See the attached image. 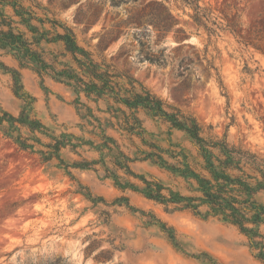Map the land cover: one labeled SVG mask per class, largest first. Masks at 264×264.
I'll list each match as a JSON object with an SVG mask.
<instances>
[{"label":"rangeland","instance_id":"obj_1","mask_svg":"<svg viewBox=\"0 0 264 264\" xmlns=\"http://www.w3.org/2000/svg\"><path fill=\"white\" fill-rule=\"evenodd\" d=\"M149 1L0 0V11L7 24H2L0 17V30L11 27L15 33H21L44 61L40 65L25 51L0 46V106L14 115L24 108V101L14 93L11 73L4 68L7 66L17 70L24 89L35 98L36 116L56 133L67 131L86 139L96 138L89 132L91 125L81 129L80 124L85 123L81 116L86 109L78 104L79 97L96 116L116 122L107 110L105 98L94 101L83 93L78 97L72 81L67 79L66 75L72 72L81 75L72 52L59 37L68 27L74 30L78 43L92 52L95 61L110 64L136 79L137 91L140 86L148 88L204 126L212 125V134L222 137L227 133L232 143L264 156V54L229 30L218 29L211 37L204 28L197 30L190 17L191 9L184 10L178 0H166L185 28L187 40L177 48L178 42L170 34L155 45L156 49L165 48L167 63L144 60L140 56L144 48L141 40L145 47H153L154 31L150 26L142 29L119 25L127 18V10H136ZM200 4L218 6L224 14L238 11L245 37L253 40L258 31L264 35V0H200ZM119 30L122 33L115 40L103 50L98 49L103 35ZM185 57L194 60L191 73L179 75L180 61ZM212 58L224 90L214 69L211 77L204 72L206 59ZM62 70L65 76L57 75ZM84 78L89 80L86 75ZM120 81L131 87L127 79ZM138 116L150 141L166 148L170 139L195 152L186 132L171 129L168 134V124L144 109ZM107 133L125 144L124 150L132 157H140L125 136L112 128ZM134 142L147 148L137 137ZM164 156L168 158V154ZM62 157L71 164L82 158H98L99 153L82 145L75 150L65 148ZM130 165L138 175L147 179L153 176L183 194H191L182 178L150 160L136 159ZM96 167L99 171L71 170L107 204H93L76 192L77 183L63 168L38 163L35 156L18 151L0 134V264H213L204 259L203 253L217 264H264L256 256L260 249L250 246L248 236L238 226L217 217H205V206L200 208L201 215L189 210H166L139 192L119 189L112 177H105L101 164ZM118 173L137 185L143 184L127 176L124 170ZM120 196H127L137 211L112 204ZM256 198L264 206V192ZM153 216L174 229L179 248ZM259 228L264 235V224Z\"/></svg>","mask_w":264,"mask_h":264},{"label":"trees","instance_id":"obj_2","mask_svg":"<svg viewBox=\"0 0 264 264\" xmlns=\"http://www.w3.org/2000/svg\"><path fill=\"white\" fill-rule=\"evenodd\" d=\"M178 2L184 10L186 8L192 10L190 17L197 30L204 28L210 37L216 35L218 29L229 30L246 45H252L264 54V35L258 31L253 40L245 37L241 14L238 11L233 15L224 14L218 6L211 4L202 6L200 0H178ZM0 17L1 23L7 25L1 11ZM132 25L142 29L150 26L154 31L156 37L154 46L145 47L146 43L141 40L144 48L140 56L159 65L167 63L168 58L165 48L156 49L155 45L172 34L178 42V48L185 44L184 40L188 37L185 28L180 25L179 17L169 8L166 0H150L136 10H127V18L121 21L119 26ZM121 33L122 30H119L103 35L97 45L98 49L103 50L106 44L115 40ZM59 37L63 40L66 49L72 52V57L81 71V75L74 72L66 75L67 79L72 81L78 97L83 93L86 98L94 101L105 98L108 101L107 110L116 122L112 123L109 119L102 120L96 116L93 109L84 104L79 97L78 104L86 109L81 116L85 121L80 124L81 129H85L86 124L91 125L89 132L96 138L86 139L67 131L56 133L36 116L33 107L35 98L24 89L17 70L1 63L11 73L14 93L24 101V108L18 115H14L0 106V134L11 141L18 151L35 156L38 163H50L63 168L65 173L77 183L76 192L93 204L100 202L107 204V200L102 196L94 195L76 178L71 169L99 171L96 165L101 164L106 173L105 177H112L116 187L123 191L131 189L139 192L146 198L162 204L166 210H189L201 215L203 213L200 208L205 206V217H217L238 226L248 236L250 246L260 249L256 256L264 262L262 241L264 235L259 228L260 224H264V206L256 198L259 192H264V156L232 143L227 133L222 137L212 134V125L204 126L196 117L166 103L148 88L140 86V90L137 91L134 85L136 79L120 73L110 64L95 61L92 52L78 43L73 29L66 27L65 33L59 34ZM0 46L3 48L14 46L19 52L25 51L27 55L35 57L40 65H44L40 55L31 48L30 42L21 33H15L11 27L6 31L0 30ZM206 61L204 72L211 77L214 69L216 79L224 90V82L213 58ZM193 63V58H183L180 61L179 75L184 73L190 75ZM57 75L65 76V71L62 70ZM84 75L88 76L89 80H85ZM123 78L128 80L130 88L121 83L120 79ZM141 109L153 118L168 124V134L171 129L186 132L195 152L170 139L166 148L147 139V130L138 116ZM108 128L115 129L125 136L131 145L136 147L140 157H132L128 151H125L123 147L127 146L108 134ZM134 137L139 138L141 144L147 148L138 146L134 142ZM82 145H88L89 149L97 151L99 157L82 158L80 161L74 160L71 164L66 163L62 157V150L67 147L75 150ZM165 153L168 154V158L164 156ZM136 159L150 160L173 176L182 178L186 183L185 188L191 194H183L181 190L173 189L171 185H165L161 179L153 176L147 179L143 175L136 174L130 165ZM119 170H124L127 176H133L143 184L137 185L123 178L118 173ZM112 204L125 205L137 211L130 205L127 196L116 198ZM153 217L155 222L160 223L174 246L179 248L174 229L167 227L156 216ZM202 255L204 259L217 264L207 254Z\"/></svg>","mask_w":264,"mask_h":264},{"label":"water","instance_id":"obj_3","mask_svg":"<svg viewBox=\"0 0 264 264\" xmlns=\"http://www.w3.org/2000/svg\"><path fill=\"white\" fill-rule=\"evenodd\" d=\"M185 40H187V39H185ZM185 40H184V41H185Z\"/></svg>","mask_w":264,"mask_h":264}]
</instances>
